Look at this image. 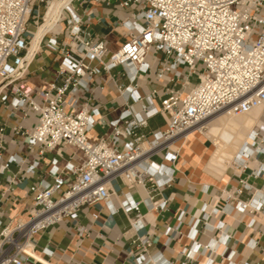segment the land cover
Masks as SVG:
<instances>
[{"label":"built area","instance_id":"built-area-1","mask_svg":"<svg viewBox=\"0 0 264 264\" xmlns=\"http://www.w3.org/2000/svg\"><path fill=\"white\" fill-rule=\"evenodd\" d=\"M49 1L0 0V102L7 101L3 91L10 87L14 108L27 106L38 114L34 128L23 130L29 152L36 149L42 155L61 144L70 145L81 152L82 160L78 165L66 162L50 182L39 181L30 187L33 207L28 218H17L1 227L0 264H23L29 256L23 247L31 245L35 234L64 218H76L83 206L98 201L111 212H135L131 226L135 231L141 229L140 203L126 193L119 207H114L110 200L112 180L144 188L148 184L151 191L169 185L172 165L179 155L176 140L219 112L234 117L261 107L259 122L251 126L231 164L240 172L250 169L251 176L264 183V0H118L119 7L130 14L121 20L127 37L115 49H110L106 39L82 37L81 17L71 0L60 20L65 22L68 40L59 44L56 37L49 38L51 46H59L61 59L50 93H44L40 104L31 99L29 86L14 83L28 66L21 63L28 51L29 22L36 17L37 8ZM151 51L162 55L155 65V76L173 85L163 88L158 107H151L152 96H146L148 103L142 107L145 116L130 105L111 122L112 130L106 137L91 143L87 133L94 124L92 110L85 106L76 112L66 108L77 103L75 92L87 90L94 75L106 72L120 92L139 100L136 88L130 85H136L137 76L149 70L147 55ZM116 68L121 69L119 76L112 73ZM117 78H125L128 84L118 83ZM157 113L164 116L165 125L147 138L141 129L147 126V117ZM3 131L0 123V157L6 144ZM159 153L160 163L155 160ZM20 161L10 157L4 166ZM55 162L51 160L53 165ZM37 165L34 160L27 172L33 173ZM240 182L243 187L227 192L226 200L252 187L243 179ZM153 197L147 195L144 202L154 208L165 205V199L153 201ZM254 197V209L264 210V184ZM246 207L238 201L229 209ZM77 230L81 232L80 227ZM131 244L134 259L147 264L150 238L135 236Z\"/></svg>","mask_w":264,"mask_h":264},{"label":"crops","instance_id":"crops-1","mask_svg":"<svg viewBox=\"0 0 264 264\" xmlns=\"http://www.w3.org/2000/svg\"><path fill=\"white\" fill-rule=\"evenodd\" d=\"M70 1L59 9L57 19L43 33L35 53L27 61L23 75L14 83L29 86L31 99L40 104L44 93H50L49 85L57 77L61 59L59 46H51L49 38L56 37L59 44L68 40L65 22L60 20L63 8ZM71 5L81 17L84 39H106L110 49L126 39L128 31L121 20L129 16L130 10L121 9L118 0H73ZM27 34L29 36V26ZM161 59V54L148 53L149 70L137 76L136 85H130L140 96L137 101H133L129 93L120 92L106 72L94 75L87 90L75 92L77 103L73 108H66L73 112L83 106L92 110L94 124L87 133L91 143L106 137L112 130L111 122L130 105L140 116H145L142 107L148 103L146 96H152L151 107H158L163 88L173 85L155 76V65ZM91 64L95 65L96 61ZM120 73L119 69L118 75L114 74L119 76ZM117 82L128 84L125 78H117ZM3 93L8 98L0 102V123L4 125L6 142L0 157V230L17 218H28L33 207L30 190L33 184L50 182L66 162L78 165L82 160L81 152L70 145L61 144L42 155H38L36 149L29 152L23 130L34 128L38 114L27 106L14 108L10 100L15 95L10 87ZM226 115L223 113V117ZM256 116L250 113V116L237 119L223 118L221 128L216 126L215 120L207 121L210 131L219 138L217 147L209 137L210 140L196 132L178 138L175 146L179 148V155L171 164L173 181L156 191L149 190L148 184L144 188L137 184L126 186L118 178L112 180L114 192L110 200L113 206L118 208L124 195L129 193L140 203L141 229L135 231L131 226L135 212H111L103 201H98L83 206L76 218H64L35 234L31 239L30 255L23 264H139L131 254V240L142 235H147L152 243L147 264H264V210L253 207L255 192L262 188L263 180L251 176L250 169L240 172L235 164H230ZM164 125V116L157 113L147 117V126L141 130L151 138ZM10 157L21 161L10 162L5 167ZM52 159L56 160L54 165ZM34 160L38 161L34 172H27ZM155 160L160 163L162 153ZM240 179L252 187L243 188L240 194H233V198L226 200L227 192L243 187ZM147 195H153V201L165 199L166 203L154 208L144 202ZM238 201L246 203L247 207L229 209ZM79 227L81 232L77 230ZM210 243L215 246L210 247ZM189 250L191 254H187Z\"/></svg>","mask_w":264,"mask_h":264},{"label":"bare ground","instance_id":"bare-ground-1","mask_svg":"<svg viewBox=\"0 0 264 264\" xmlns=\"http://www.w3.org/2000/svg\"><path fill=\"white\" fill-rule=\"evenodd\" d=\"M68 0H50L48 2V5L46 7V11H45V15H44V23L38 28L36 37H35V42L33 43V45L29 48L28 52L26 53L25 58L22 59V63L21 64H26L27 61H29L30 57L35 53L38 43L43 35V33L51 27V25L54 23V21L57 19L58 15H59V9L67 2ZM255 109H259V112L257 114V116L254 118V122L253 124H255L256 122H259L260 120V111H261V107H255L253 108L250 112L246 113V114H242V115H238L235 117H241L244 115H249L252 111H254ZM215 120V124L218 128H221L223 126L224 123V119H223V112H219L215 115H213L212 117L207 118L206 120H204L203 122L199 123L196 127L189 129L187 132H185L182 136H180L179 138L182 137H186L187 135L191 134V133H200L203 135H206V137H209L212 141V145L214 147H217L218 143H219V138H217L211 131H210V125L207 121H212ZM201 125L205 126V129H201ZM206 130V131H205ZM250 130V129H249ZM249 132V131H248ZM248 132L244 138V140L247 139V135ZM195 133V134H196ZM243 140V142H244ZM239 150V149H238ZM235 156V155H234ZM234 156L231 159V163L232 160L234 159ZM230 163V164H231ZM24 250L30 255V251H31V245H26L23 247Z\"/></svg>","mask_w":264,"mask_h":264},{"label":"rangeland","instance_id":"rangeland-1","mask_svg":"<svg viewBox=\"0 0 264 264\" xmlns=\"http://www.w3.org/2000/svg\"><path fill=\"white\" fill-rule=\"evenodd\" d=\"M47 5H41L39 8H37V11L34 14L36 17L31 18V20L29 22V36L27 37V42H28L27 48H30L33 45V43L35 42V37H36L37 29H38V27H40L44 23L43 17L45 15V8H46ZM25 52H26V50H24V53ZM197 66H198V68H200L201 67V64H198ZM119 69L120 68H117L116 70H114V73L118 75ZM258 111H259V109H255L251 113L254 114V115H257L258 114ZM227 117H229V116L226 115V117H223V118H227ZM233 118L237 119L239 117H235L234 116ZM206 138H208V137H206ZM208 140H210V139L208 138ZM210 142H212V141L210 140ZM208 163H209V160L207 162V165H208Z\"/></svg>","mask_w":264,"mask_h":264}]
</instances>
